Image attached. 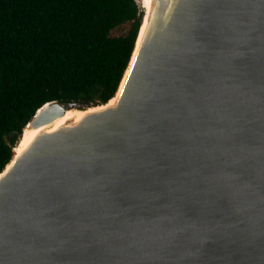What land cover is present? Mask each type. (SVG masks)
<instances>
[{"label": "water", "instance_id": "water-1", "mask_svg": "<svg viewBox=\"0 0 264 264\" xmlns=\"http://www.w3.org/2000/svg\"><path fill=\"white\" fill-rule=\"evenodd\" d=\"M136 1L117 102L0 173V264H264V0H152L138 47Z\"/></svg>", "mask_w": 264, "mask_h": 264}, {"label": "trees", "instance_id": "trees-1", "mask_svg": "<svg viewBox=\"0 0 264 264\" xmlns=\"http://www.w3.org/2000/svg\"><path fill=\"white\" fill-rule=\"evenodd\" d=\"M143 14L136 0H0V173L46 103L84 109L114 98Z\"/></svg>", "mask_w": 264, "mask_h": 264}, {"label": "bare ground", "instance_id": "bare-ground-1", "mask_svg": "<svg viewBox=\"0 0 264 264\" xmlns=\"http://www.w3.org/2000/svg\"><path fill=\"white\" fill-rule=\"evenodd\" d=\"M151 3H152V0H140V4L141 5H144V9L147 10V15L144 19V24H143V27H142V31H141V34H140V38L138 40V43H137V47L140 45V40L142 39V36L144 34V31H145V28H146V25H147V22H148V13H149V10H150V7H151ZM136 51H137V48H136ZM135 55V54H134ZM135 57V56H134ZM134 57H133V60H134ZM133 60L130 64V67L121 83V86H120V89L118 91V93L116 94V96L111 99L109 101V105H113L117 102L118 100V97L120 96V93H121V90L125 84V81H126V78H127V75L130 71V68H131V65L133 63ZM102 107H95V108H91L89 109L88 111H81V110H70L66 113V115L62 118H59L57 119L56 121H54L53 123H51L50 125H47V126H44L40 129H32L31 127H26V129L24 130V135L22 136V138L19 140L18 144L16 145V147L14 148V151H15V155L13 157V161L12 163L14 162V159L17 158L19 155H21L26 149L27 147L30 145V143L35 139L36 136H38L39 134L43 133V132H53V131H56L57 129H59L61 126L67 124L68 122H72V121H75V122H78L79 120H81L87 113H90V112H93L97 109H101ZM12 163H10L8 165V167L6 168L9 169L12 165ZM3 174H0V177L2 176Z\"/></svg>", "mask_w": 264, "mask_h": 264}, {"label": "rangeland", "instance_id": "rangeland-1", "mask_svg": "<svg viewBox=\"0 0 264 264\" xmlns=\"http://www.w3.org/2000/svg\"><path fill=\"white\" fill-rule=\"evenodd\" d=\"M130 27H131V23L130 22L127 23V24H124V25L114 29L112 31V35L113 36H123V35H125L128 32Z\"/></svg>", "mask_w": 264, "mask_h": 264}]
</instances>
